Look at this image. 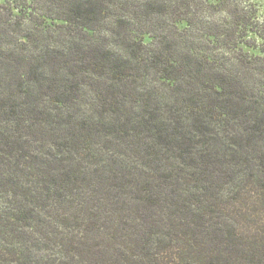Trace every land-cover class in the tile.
I'll use <instances>...</instances> for the list:
<instances>
[{"label": "trees", "instance_id": "obj_1", "mask_svg": "<svg viewBox=\"0 0 264 264\" xmlns=\"http://www.w3.org/2000/svg\"><path fill=\"white\" fill-rule=\"evenodd\" d=\"M254 1L0 0V264H264Z\"/></svg>", "mask_w": 264, "mask_h": 264}, {"label": "rangeland", "instance_id": "obj_2", "mask_svg": "<svg viewBox=\"0 0 264 264\" xmlns=\"http://www.w3.org/2000/svg\"><path fill=\"white\" fill-rule=\"evenodd\" d=\"M254 4H255V6H256V10H257V17L261 20V21H263L264 22V0H255L254 1ZM252 38H254L255 39V41L257 42V48L256 49H252V48H248V47H245V50L247 51V52H249V53H251V54H255V55H260V49H259V45L261 44V39H259L258 37H256V36H252ZM250 202H252V200L250 201ZM254 209H256V210H258L257 209V206L256 207H254V208H252L251 207V211L252 210H254ZM253 213V212H252ZM251 213V214H252Z\"/></svg>", "mask_w": 264, "mask_h": 264}]
</instances>
